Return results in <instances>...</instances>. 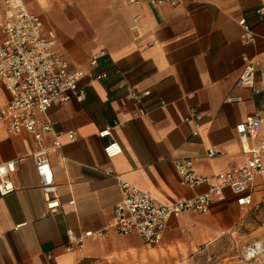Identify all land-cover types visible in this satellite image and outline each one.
I'll return each instance as SVG.
<instances>
[{"label":"crops","instance_id":"obj_1","mask_svg":"<svg viewBox=\"0 0 264 264\" xmlns=\"http://www.w3.org/2000/svg\"><path fill=\"white\" fill-rule=\"evenodd\" d=\"M46 2L39 16L54 31L57 51L71 69H89L92 56L104 50L93 72L106 77L83 78L81 101L72 99L47 112L53 134L45 136V143L57 139L61 144L48 154L60 202L55 211L46 208L28 137L11 136L0 124V164L15 163V190L0 198V264H174L225 241L232 245L228 234L240 241L250 238L255 222L264 217L259 213L264 176L249 188L247 207H238L227 189L208 213L171 219L158 245L110 232L65 250L69 231L80 236L110 226L121 200L115 176L167 203L207 190L206 185H182L175 161L191 159L195 174L208 178L245 163L235 128L261 107L264 91L236 88L235 82L246 61L264 65V19L256 13L264 0L176 7H152L148 0ZM240 21L255 35L254 43L243 42ZM255 88L264 89V68L256 72ZM237 96L242 102H228ZM8 100L0 89V104ZM104 130L108 135L98 137ZM70 132L76 135L72 142ZM262 138L264 126L250 147ZM110 142L121 147L112 159L103 152ZM210 150L215 154L208 157ZM250 264H264V257Z\"/></svg>","mask_w":264,"mask_h":264},{"label":"built area","instance_id":"obj_2","mask_svg":"<svg viewBox=\"0 0 264 264\" xmlns=\"http://www.w3.org/2000/svg\"><path fill=\"white\" fill-rule=\"evenodd\" d=\"M205 1L148 0V3L152 7H176L184 2ZM127 2L137 4L138 0ZM4 3L5 10L0 12V89L8 93L9 100L0 104V124L11 136L28 137L29 156L40 181L46 208L55 211L60 207V202L48 154L53 149H59L61 144L57 139L51 145L45 143V136L53 134L47 112L50 108L64 105L72 99L81 101L84 91L79 88V82L83 78L89 81L104 79L105 73L95 74L93 68L106 53L100 50L92 56L89 69L72 70L69 61L57 51L54 31L45 28L39 15L29 12L22 0H5ZM256 13L264 19V7L257 9ZM239 24L243 29V42L254 43L255 35L246 23L240 21ZM260 68H264V65L252 60L246 61L235 87L252 90L254 93L264 91L255 88V75ZM228 102H242V98L230 97ZM194 118L199 120L197 115H194ZM261 126H264V101L253 115L236 126L235 131L240 138L242 152L248 158L240 167L233 168L226 174L211 178L200 177L193 171L191 159L175 161L174 166L182 185L190 188L207 186L206 192L191 198L163 203L151 193L115 176L121 200L113 207L110 226L96 232L87 231L80 236H75L69 231L65 250L71 252L74 246L81 247L86 239L105 238L110 232L123 237L136 236L145 245H158L171 219L208 213L212 203L221 198L227 189L236 197L238 207H247L251 201L249 188L257 178L264 176V138L258 146L249 145L250 141L258 137ZM108 133V130L101 131L98 137L104 138ZM67 137L70 142L76 139L73 132L68 133ZM103 152L108 159H112L121 153V147L116 142H110L104 146ZM214 154V151H208V157ZM14 172V162L0 164V198L14 192L15 187L11 181ZM233 234L228 236L235 248L237 263L223 264H250L264 256V241L251 238L241 243Z\"/></svg>","mask_w":264,"mask_h":264},{"label":"rangeland","instance_id":"obj_3","mask_svg":"<svg viewBox=\"0 0 264 264\" xmlns=\"http://www.w3.org/2000/svg\"><path fill=\"white\" fill-rule=\"evenodd\" d=\"M5 0H0V12L5 10ZM24 4L26 5L27 9L34 12L36 15H40L38 13L39 9L47 8L46 0H23ZM264 213V209H261L259 213ZM256 230L250 238H258L261 241H264V217L257 222H255V229ZM250 238H242L241 243H245ZM230 245L227 241L223 244H219L215 247L214 251H205V252H194L191 257H186L185 260L182 262H176L174 264H223L226 263L225 260H228L229 257L235 256V248ZM264 257V256H261ZM233 263H237L236 259H234ZM170 264V263H167Z\"/></svg>","mask_w":264,"mask_h":264}]
</instances>
